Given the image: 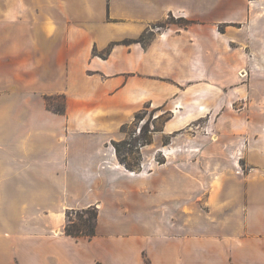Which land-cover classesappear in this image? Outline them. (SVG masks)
<instances>
[{
  "label": "crops",
  "instance_id": "obj_1",
  "mask_svg": "<svg viewBox=\"0 0 264 264\" xmlns=\"http://www.w3.org/2000/svg\"><path fill=\"white\" fill-rule=\"evenodd\" d=\"M0 264H264V0H0Z\"/></svg>",
  "mask_w": 264,
  "mask_h": 264
},
{
  "label": "rangeland",
  "instance_id": "obj_2",
  "mask_svg": "<svg viewBox=\"0 0 264 264\" xmlns=\"http://www.w3.org/2000/svg\"><path fill=\"white\" fill-rule=\"evenodd\" d=\"M174 17V16H173ZM175 18V17H174ZM169 19V15L163 20L158 22L156 25H153V28H162L160 27V23H163ZM170 20V19H169ZM149 34H147L148 36ZM241 76L244 75L240 74ZM60 97L56 96L51 99L53 104L56 103L55 100H59ZM168 113H163L161 115L159 109L151 108L149 106L143 108L141 112L135 115L134 119L128 123L127 125L122 126L123 133H125L126 138L120 141H113V146L115 148L117 159L123 166L135 169L140 166L141 161L144 159V157L141 155L140 147L145 146L146 144L151 143L152 135L155 133L161 132L162 124L165 122V120L168 118ZM199 127L197 126H190L188 129L190 132H195V130H198ZM205 132V130H203ZM147 141L149 143H147ZM167 137L161 136L160 143L166 144ZM117 143V145H115ZM151 148L145 151V154L147 156L151 155ZM148 160V158H146ZM155 159L160 162H164V157L161 154H156ZM244 165V163H242ZM88 208V207H87ZM84 209V208H82ZM82 209H74L77 211H74L71 213V219H74L78 221L79 214L82 215V218L84 219L87 217L86 212H81ZM66 223V222H65ZM65 226V225H64ZM65 233V232H64Z\"/></svg>",
  "mask_w": 264,
  "mask_h": 264
},
{
  "label": "trees",
  "instance_id": "obj_3",
  "mask_svg": "<svg viewBox=\"0 0 264 264\" xmlns=\"http://www.w3.org/2000/svg\"><path fill=\"white\" fill-rule=\"evenodd\" d=\"M170 19V20H169ZM169 19L163 23H160V27H166L170 23H179L180 25H186L189 20L183 19V18H174L171 14H169ZM60 99L56 103L53 104L50 98H46V104L47 107L50 108L51 110L58 112V113H63L64 112V96L61 95L59 96ZM138 114V113H137ZM147 143H149L147 141ZM117 145V143H115ZM74 209L67 210L66 211V223L64 226V232L67 235L70 236H87L91 237L95 234V225H96V220H97V208L95 206H90L88 208H84L81 210V212H86L87 217L84 219L82 218V215L79 214L78 221L71 219V213H73Z\"/></svg>",
  "mask_w": 264,
  "mask_h": 264
}]
</instances>
